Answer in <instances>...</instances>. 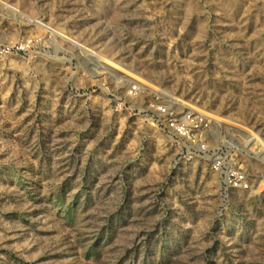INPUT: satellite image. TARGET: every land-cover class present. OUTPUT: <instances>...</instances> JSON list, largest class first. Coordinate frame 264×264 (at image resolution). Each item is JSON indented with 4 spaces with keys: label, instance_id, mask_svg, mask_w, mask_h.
Wrapping results in <instances>:
<instances>
[{
    "label": "rangeland",
    "instance_id": "obj_1",
    "mask_svg": "<svg viewBox=\"0 0 264 264\" xmlns=\"http://www.w3.org/2000/svg\"><path fill=\"white\" fill-rule=\"evenodd\" d=\"M0 264H264V0H0Z\"/></svg>",
    "mask_w": 264,
    "mask_h": 264
}]
</instances>
